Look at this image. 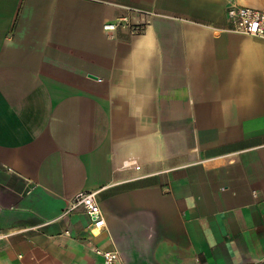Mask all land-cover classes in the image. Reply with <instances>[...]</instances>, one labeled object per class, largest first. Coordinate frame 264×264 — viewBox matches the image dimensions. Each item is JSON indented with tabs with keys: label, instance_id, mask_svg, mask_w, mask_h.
Masks as SVG:
<instances>
[{
	"label": "crops",
	"instance_id": "1",
	"mask_svg": "<svg viewBox=\"0 0 264 264\" xmlns=\"http://www.w3.org/2000/svg\"><path fill=\"white\" fill-rule=\"evenodd\" d=\"M232 3L264 10L0 0V264L111 247L119 264H264V37L229 28ZM129 6L144 31L106 32ZM79 191L96 192L93 233Z\"/></svg>",
	"mask_w": 264,
	"mask_h": 264
},
{
	"label": "built area",
	"instance_id": "2",
	"mask_svg": "<svg viewBox=\"0 0 264 264\" xmlns=\"http://www.w3.org/2000/svg\"><path fill=\"white\" fill-rule=\"evenodd\" d=\"M127 10V14L116 20L104 22L103 29L106 32H112L124 27L131 35L142 33L146 26L148 11L130 6L127 7ZM226 17L231 30L250 36L264 37V10L232 3L226 8ZM77 205H81L88 216L90 220V227H88L91 233H93L94 229L98 230L105 226L104 216L96 198V192H77L73 197L72 206ZM66 234H69V231H66ZM8 236V233L0 230V241L7 239ZM95 251L101 256V264L120 263V253L115 247L109 249L96 248Z\"/></svg>",
	"mask_w": 264,
	"mask_h": 264
},
{
	"label": "water",
	"instance_id": "3",
	"mask_svg": "<svg viewBox=\"0 0 264 264\" xmlns=\"http://www.w3.org/2000/svg\"><path fill=\"white\" fill-rule=\"evenodd\" d=\"M90 75H91V74H90ZM91 76L95 77L94 75H91Z\"/></svg>",
	"mask_w": 264,
	"mask_h": 264
}]
</instances>
